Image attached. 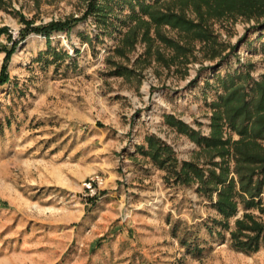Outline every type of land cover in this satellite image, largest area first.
Here are the masks:
<instances>
[{"label": "rangeland", "instance_id": "1", "mask_svg": "<svg viewBox=\"0 0 264 264\" xmlns=\"http://www.w3.org/2000/svg\"><path fill=\"white\" fill-rule=\"evenodd\" d=\"M90 1L0 0V47L20 41L10 81L0 86V264H264V246L251 254L231 248L243 208L230 229L215 224L222 217L197 184L168 183L138 151L153 134L180 160L203 163L197 145L165 116L208 136L211 104L223 93L219 76L250 65L255 79L264 73V30L243 19L215 22L223 56L233 52L217 68L221 57L205 56L197 44L185 75L141 59L143 43L128 60L117 56L131 4L110 2L116 26L107 31L94 16L85 19ZM72 18L81 21L50 41L36 33L20 40L26 23ZM113 62L137 74L112 75ZM96 174L104 186L85 200L82 183Z\"/></svg>", "mask_w": 264, "mask_h": 264}, {"label": "trees", "instance_id": "2", "mask_svg": "<svg viewBox=\"0 0 264 264\" xmlns=\"http://www.w3.org/2000/svg\"><path fill=\"white\" fill-rule=\"evenodd\" d=\"M111 1L91 0L85 19L94 16L98 27L109 31L116 26L111 19L114 16ZM128 1L132 12L122 22L128 28L114 53L128 60L129 53L143 43L146 46L141 59L147 63L154 60L167 69L178 66L177 70L185 75L187 65L196 58L197 44L201 45L200 52L205 56L221 57L217 68L233 52L223 56L227 47L219 40L215 22L243 19L255 22L253 28L264 30V0H155L153 4L137 0L139 11L132 0ZM80 21L72 18L41 26L26 23L20 40L36 33L50 41L54 33L71 31ZM167 29L178 37L170 36ZM2 32L5 30H0ZM19 44L20 41H13L10 46L0 47V52L6 53L0 86L10 81L9 64ZM113 66L112 75L132 77L137 74L136 68L116 62ZM251 67L248 66L246 72L219 76L223 93L211 104L208 136L175 115L165 116L168 127L197 145L205 156L203 163L180 160L171 145L153 134L146 136V146L138 148L140 154L166 172L168 183L197 184V192L207 198L222 217L214 221L215 224L230 229V219L243 208L244 213L231 229L230 245L245 254L256 253L264 246V73L255 79ZM234 135L238 139H234ZM253 209L258 211V216L250 212Z\"/></svg>", "mask_w": 264, "mask_h": 264}, {"label": "built area", "instance_id": "3", "mask_svg": "<svg viewBox=\"0 0 264 264\" xmlns=\"http://www.w3.org/2000/svg\"><path fill=\"white\" fill-rule=\"evenodd\" d=\"M14 36L17 37V34H14ZM103 186L104 179L101 175L96 174L88 177L82 183V198L87 200L97 197Z\"/></svg>", "mask_w": 264, "mask_h": 264}, {"label": "crops", "instance_id": "4", "mask_svg": "<svg viewBox=\"0 0 264 264\" xmlns=\"http://www.w3.org/2000/svg\"><path fill=\"white\" fill-rule=\"evenodd\" d=\"M261 249H262V247H261ZM261 249H260V250H261ZM260 250H259V251H260ZM259 251H258V252H259Z\"/></svg>", "mask_w": 264, "mask_h": 264}]
</instances>
